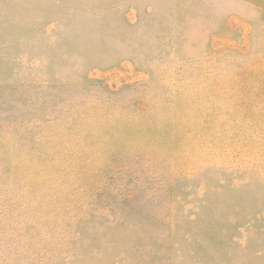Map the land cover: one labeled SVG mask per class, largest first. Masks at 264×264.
<instances>
[{
  "label": "rangeland",
  "instance_id": "rangeland-1",
  "mask_svg": "<svg viewBox=\"0 0 264 264\" xmlns=\"http://www.w3.org/2000/svg\"><path fill=\"white\" fill-rule=\"evenodd\" d=\"M0 264H264V0H0Z\"/></svg>",
  "mask_w": 264,
  "mask_h": 264
}]
</instances>
